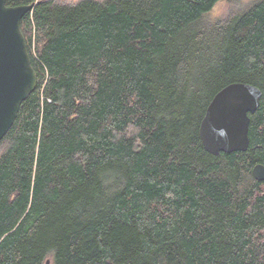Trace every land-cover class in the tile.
Masks as SVG:
<instances>
[{"label": "trees", "instance_id": "obj_1", "mask_svg": "<svg viewBox=\"0 0 264 264\" xmlns=\"http://www.w3.org/2000/svg\"><path fill=\"white\" fill-rule=\"evenodd\" d=\"M5 3H33L37 83L0 140V264H264V0ZM233 82L260 104L214 156L199 122Z\"/></svg>", "mask_w": 264, "mask_h": 264}, {"label": "water", "instance_id": "obj_2", "mask_svg": "<svg viewBox=\"0 0 264 264\" xmlns=\"http://www.w3.org/2000/svg\"><path fill=\"white\" fill-rule=\"evenodd\" d=\"M28 5L7 6L0 0V140L12 126L23 100L35 89L37 77L19 27L31 10ZM262 92L255 85L233 82L218 90L207 104L198 133L211 155L246 151L250 117L260 104ZM252 175L264 180V165L256 163ZM44 264H49V259Z\"/></svg>", "mask_w": 264, "mask_h": 264}, {"label": "rangeland", "instance_id": "obj_3", "mask_svg": "<svg viewBox=\"0 0 264 264\" xmlns=\"http://www.w3.org/2000/svg\"><path fill=\"white\" fill-rule=\"evenodd\" d=\"M64 2H69V3H73L76 2L78 0H61ZM254 0H243L244 3L249 4ZM227 3L222 1L219 4L216 5V7L212 10L211 12V17H216L217 15H221L223 14L226 10H227Z\"/></svg>", "mask_w": 264, "mask_h": 264}]
</instances>
